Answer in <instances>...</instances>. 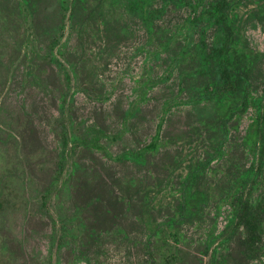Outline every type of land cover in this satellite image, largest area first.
I'll return each mask as SVG.
<instances>
[{
    "label": "rangeland",
    "instance_id": "obj_1",
    "mask_svg": "<svg viewBox=\"0 0 264 264\" xmlns=\"http://www.w3.org/2000/svg\"><path fill=\"white\" fill-rule=\"evenodd\" d=\"M210 1L195 10L176 0H145L163 10L147 24L129 0H67L64 6L61 0H0V264H68L62 223L85 202L80 181L96 173L111 181L135 177L138 187H126L136 206L123 216V229L94 245L93 264H145L151 257L144 244L157 225L149 221L175 216L180 203L172 193L187 183L191 161L206 160L220 145L221 156L188 189L203 190L209 201L182 225V250L195 253L212 236H230L223 188L233 162L254 160L244 139L257 112L251 106L232 122L226 140L198 134L200 120L212 121L216 106L193 101L197 77L183 75L196 48L183 45L191 29L186 22ZM235 2L250 45L264 53V0ZM198 35L194 29L189 39ZM212 35L208 30L209 42ZM181 52L184 61L175 64ZM260 61L254 94L264 89V56ZM66 133L77 137L64 149ZM128 151L146 158L121 160ZM238 240L234 234L223 247L219 238L212 249L236 252ZM245 263L264 264V253Z\"/></svg>",
    "mask_w": 264,
    "mask_h": 264
},
{
    "label": "trees",
    "instance_id": "obj_2",
    "mask_svg": "<svg viewBox=\"0 0 264 264\" xmlns=\"http://www.w3.org/2000/svg\"><path fill=\"white\" fill-rule=\"evenodd\" d=\"M204 1L193 3L190 0H176V4L189 5L197 10ZM144 2L145 0H129L128 6L142 16L147 24L154 23L163 10L151 9L150 5H145ZM28 3L31 4V0H28ZM61 3L64 6L67 0H61ZM202 7L198 15L189 18L186 22L191 29L187 34L185 33L188 37H185V45H183L184 50L192 45L196 48L189 52V57L195 63L191 64V70L183 75V77H197L195 86L197 95L193 101L213 100L216 106L212 121L200 120L198 134L212 132L213 139L221 134L226 140L230 133V124L254 106L257 115L249 125L244 139L246 143L244 152L247 156L249 153L252 154L254 160L246 165L233 162V176L223 188L222 201L228 203L232 211L227 224L230 236H226V232H222L218 238L212 236L198 248L197 252L190 253L188 250H182L181 227L189 218L199 213L202 206L209 201V196L203 190L192 194L188 189L197 186L196 181L199 182L204 177L208 165L223 153V146H217L213 152H208L206 160L194 158L186 175L188 184L182 185L178 194L172 193L180 203L178 213L162 223L157 219L149 221L157 225L153 230L154 233L144 244L151 257L145 264H158L156 254L160 255L159 253H161L160 264L174 262L246 264L245 261L259 258L264 253V89L260 94H254L253 88L261 76L258 75L260 74L258 66L264 53L250 45L244 20L241 15L240 18L237 17L240 12L237 11L238 4L235 0H211ZM69 15L71 16L72 12ZM194 29L199 30V35L191 41L189 37ZM211 29L213 35L209 42L208 30ZM51 55L53 56V53ZM184 57V53L181 52L175 64L176 62L181 64ZM162 125L163 123L160 124L156 134L157 138ZM76 137L77 135L72 136L71 141ZM70 139L66 133L62 142L64 149L68 148ZM140 154L142 152L128 151L119 157L121 160L143 162L146 157ZM187 161L189 162V157ZM80 169L81 166L77 162L72 168V173L76 175ZM137 183V178L127 175L113 181L102 176L101 173L84 176L80 181L79 190L84 195L85 202L83 206L75 205L76 207L71 209L70 215L66 216L62 223L65 233L61 243L62 246L68 245L71 252L68 264H79L83 260L93 264L92 258L95 252L92 249L96 243L102 241V235L123 229L120 226L123 216L127 217V213L136 206L135 198L127 194L126 187H136ZM137 219L138 217L136 221ZM81 233L86 236L84 239L86 241L80 249L77 248V243ZM234 234H238L239 239V248L236 252L229 253L226 249L220 252L217 245L212 249L216 240L220 238L224 247Z\"/></svg>",
    "mask_w": 264,
    "mask_h": 264
}]
</instances>
